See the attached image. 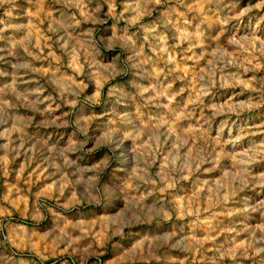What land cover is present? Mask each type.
<instances>
[{
    "label": "rangeland",
    "instance_id": "374dc122",
    "mask_svg": "<svg viewBox=\"0 0 264 264\" xmlns=\"http://www.w3.org/2000/svg\"><path fill=\"white\" fill-rule=\"evenodd\" d=\"M0 264H264V0H0Z\"/></svg>",
    "mask_w": 264,
    "mask_h": 264
}]
</instances>
